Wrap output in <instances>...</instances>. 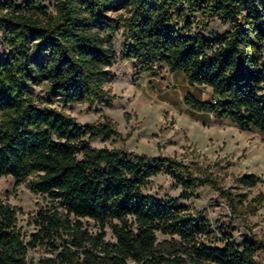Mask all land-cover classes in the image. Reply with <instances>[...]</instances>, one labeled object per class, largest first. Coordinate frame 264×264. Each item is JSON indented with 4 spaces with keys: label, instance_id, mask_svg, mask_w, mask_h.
Wrapping results in <instances>:
<instances>
[{
    "label": "trees",
    "instance_id": "trees-1",
    "mask_svg": "<svg viewBox=\"0 0 264 264\" xmlns=\"http://www.w3.org/2000/svg\"><path fill=\"white\" fill-rule=\"evenodd\" d=\"M1 9L0 177L27 183L52 205L38 212L37 231L26 241L18 210L0 202V264H29L39 245L55 257L36 264H261L255 236H217L202 213L143 193L164 172L184 194L214 180L175 158L94 148L90 141L118 136L112 120L80 124L52 103L37 105L34 88L45 87L63 105L108 102L103 86L116 63L113 37L122 30L120 59L134 63V80L162 67L182 72L190 87H208L213 96L199 101L188 93V107L264 135V0H55L53 13L26 0ZM209 19L228 29L205 33ZM238 182L253 188L260 178ZM107 227L115 242L105 240ZM158 233L170 239L159 242Z\"/></svg>",
    "mask_w": 264,
    "mask_h": 264
},
{
    "label": "rangeland",
    "instance_id": "rangeland-1",
    "mask_svg": "<svg viewBox=\"0 0 264 264\" xmlns=\"http://www.w3.org/2000/svg\"><path fill=\"white\" fill-rule=\"evenodd\" d=\"M25 1L0 0V15L4 13L3 3L21 5ZM40 1L54 12L55 0ZM194 19L198 22L201 16ZM207 24L204 30L207 34H221L228 29L217 19H209ZM123 44L120 30L113 37L116 63L109 69V78L103 86L108 102L63 105L41 86L34 88L36 104L52 103L53 108L80 124L112 120L118 136L107 141L99 138L90 141L94 148H118L149 158H175L188 165L195 175L214 180V185L199 186L184 194L178 182L164 172L150 178L143 193L159 200L175 199L191 212L202 213L217 236L220 230H228L236 241L245 235L255 236L262 245L257 260L264 264V135L256 129L243 132L229 120L217 121L188 107L184 102L188 93L197 100L208 99L209 93L202 87H190L182 72L171 74L162 67L155 77L144 74L134 80V63L120 59ZM244 175H254L260 182L253 188L244 187L238 182ZM221 191L228 192L233 200H228ZM0 202L18 210L17 225L26 241L37 231L33 219L38 212L52 205L47 197L32 193L27 183L16 185L11 177H0ZM81 221L90 233L98 232L93 221ZM105 230V240L115 242L111 229ZM157 237L159 242L170 239L160 233ZM62 243L61 238L57 239L56 245ZM51 250L49 245L37 246L29 251L28 263L54 258Z\"/></svg>",
    "mask_w": 264,
    "mask_h": 264
},
{
    "label": "crops",
    "instance_id": "crops-1",
    "mask_svg": "<svg viewBox=\"0 0 264 264\" xmlns=\"http://www.w3.org/2000/svg\"><path fill=\"white\" fill-rule=\"evenodd\" d=\"M197 87H199V86H197ZM201 87H202V88H205L206 92L209 93V97H208V99H204V100H200V99H198V100H199V101H211V100L213 99L211 89L208 88V87H204V86H201Z\"/></svg>",
    "mask_w": 264,
    "mask_h": 264
}]
</instances>
